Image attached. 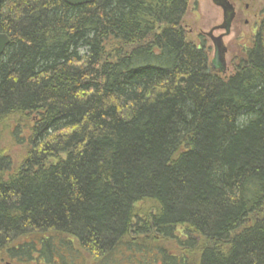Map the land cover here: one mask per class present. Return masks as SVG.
Masks as SVG:
<instances>
[{"label": "trees", "instance_id": "1", "mask_svg": "<svg viewBox=\"0 0 264 264\" xmlns=\"http://www.w3.org/2000/svg\"><path fill=\"white\" fill-rule=\"evenodd\" d=\"M190 1H1L0 264H264V10L224 76Z\"/></svg>", "mask_w": 264, "mask_h": 264}, {"label": "rangeland", "instance_id": "2", "mask_svg": "<svg viewBox=\"0 0 264 264\" xmlns=\"http://www.w3.org/2000/svg\"><path fill=\"white\" fill-rule=\"evenodd\" d=\"M238 1V8H242L243 23L237 29L232 30V33L224 38L226 46V62L227 71L222 74L229 76L235 72V69L242 59L243 49L250 47L254 40L258 26L260 24L264 10V0H235ZM249 4V9L246 5ZM249 19L250 23L245 24L244 20ZM223 22V11L215 5L212 0H191L189 8L183 18V26L187 30L188 38L195 43H199L201 35L207 42V46L211 48L210 58H213L214 46L209 36L211 31L214 35H220L224 30L217 29V26ZM168 247L177 250L176 243L171 241ZM180 252V251H179ZM191 252V251H190ZM183 256L184 253L180 252ZM193 261V264H198L194 260L193 254L185 255ZM156 264H164L163 261H158Z\"/></svg>", "mask_w": 264, "mask_h": 264}, {"label": "water", "instance_id": "3", "mask_svg": "<svg viewBox=\"0 0 264 264\" xmlns=\"http://www.w3.org/2000/svg\"><path fill=\"white\" fill-rule=\"evenodd\" d=\"M0 0V5H1ZM70 5L78 6V5H84V4H90L95 2V0H64ZM218 6H220L225 14V21L224 23L219 27L221 29H224L225 32L216 36L214 35V31H211L209 33V36L213 42L214 46V54L211 61V69L218 70L221 73H225L227 71L226 67V46L224 43V38L230 34L231 31V25L233 20L234 13H231L232 10H234L233 5L229 0H213ZM10 43V37L2 33L0 31V57L4 54L6 47Z\"/></svg>", "mask_w": 264, "mask_h": 264}, {"label": "flooded vegetation", "instance_id": "4", "mask_svg": "<svg viewBox=\"0 0 264 264\" xmlns=\"http://www.w3.org/2000/svg\"><path fill=\"white\" fill-rule=\"evenodd\" d=\"M231 2V4L233 5L234 7V10L231 11V13H234L233 15V20H232V25H231V31H230V34L232 33V30L233 28L234 29H237V27L240 26V24L243 23V15H242V8H238V1H237V4H236V1L235 0H229ZM214 2V1H213ZM214 4H216L214 2ZM217 5V4H216ZM218 6V5H217ZM220 7V6H219ZM221 8V7H220ZM222 9V8H221ZM246 9H249V4L246 5ZM223 11V10H222ZM262 14V12H261ZM225 21V14H224V11H223V22L222 24L224 23ZM244 23L247 25L250 23V20L249 19H245L244 20ZM222 24H220L219 26H217V29L218 27H220ZM221 29V28H219ZM221 30H224V29H221ZM223 33V32H222ZM221 33V34H222ZM229 36V35H228ZM228 51V50H227Z\"/></svg>", "mask_w": 264, "mask_h": 264}, {"label": "bare ground", "instance_id": "5", "mask_svg": "<svg viewBox=\"0 0 264 264\" xmlns=\"http://www.w3.org/2000/svg\"><path fill=\"white\" fill-rule=\"evenodd\" d=\"M9 36V35H8ZM10 37V36H9ZM11 40V39H10Z\"/></svg>", "mask_w": 264, "mask_h": 264}]
</instances>
